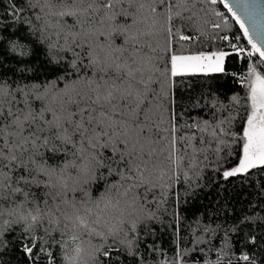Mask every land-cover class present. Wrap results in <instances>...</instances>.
<instances>
[{
  "label": "snow or ice",
  "instance_id": "snow-or-ice-1",
  "mask_svg": "<svg viewBox=\"0 0 264 264\" xmlns=\"http://www.w3.org/2000/svg\"><path fill=\"white\" fill-rule=\"evenodd\" d=\"M0 264H264V0H0Z\"/></svg>",
  "mask_w": 264,
  "mask_h": 264
},
{
  "label": "trees",
  "instance_id": "trees-1",
  "mask_svg": "<svg viewBox=\"0 0 264 264\" xmlns=\"http://www.w3.org/2000/svg\"><path fill=\"white\" fill-rule=\"evenodd\" d=\"M223 10V9H222ZM226 11V10H225ZM227 14V13H226ZM240 65H234V69L236 68V67H239Z\"/></svg>",
  "mask_w": 264,
  "mask_h": 264
}]
</instances>
